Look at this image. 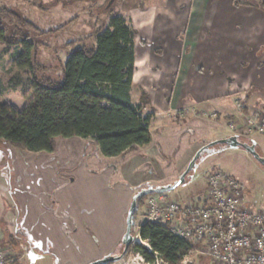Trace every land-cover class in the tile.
<instances>
[{"label": "rangeland", "instance_id": "374dc122", "mask_svg": "<svg viewBox=\"0 0 264 264\" xmlns=\"http://www.w3.org/2000/svg\"><path fill=\"white\" fill-rule=\"evenodd\" d=\"M108 1L0 0V7L32 23L35 76L42 80L60 75L61 64L72 47L94 43L95 31L108 21L105 10ZM191 1L214 4L222 0H115L110 7L114 14L131 20L132 9L136 7ZM259 1L225 0L226 4L237 5H254ZM14 50L0 45V102L21 110L31 97L33 76L29 71L15 69ZM132 97L135 102L140 99L139 88L133 89ZM146 113L154 115L151 105L146 107ZM176 116L180 118L179 111ZM203 122L197 124L194 133H189L184 121L154 119L149 124L151 143L116 157H103L93 141L84 142L79 137L58 138L52 153L16 149L0 141V176L7 184L0 185V199L8 195L17 210L20 207L15 198L20 195L29 196L34 203L46 200V208L56 216L48 232L54 240L50 251L56 255L58 264H92L117 257L123 251L126 215L133 196L147 189L172 186L199 149L212 139L232 134L227 121L213 127H209L207 120ZM236 137L253 145L264 158V134ZM213 171L224 172L242 185L246 207H264V167L243 148L223 143L206 149L183 183L165 195L180 203L200 202L206 194L207 176ZM145 203L146 200L136 219L133 243L140 242L138 227L147 220ZM17 227L16 223L0 218L1 235L6 236ZM204 251L203 243H195L192 253L178 264H213ZM134 259L141 262L139 257L130 255L108 264H139ZM53 261L51 264H56ZM40 264L48 263L43 260Z\"/></svg>", "mask_w": 264, "mask_h": 264}, {"label": "crops", "instance_id": "0c3cea01", "mask_svg": "<svg viewBox=\"0 0 264 264\" xmlns=\"http://www.w3.org/2000/svg\"><path fill=\"white\" fill-rule=\"evenodd\" d=\"M131 20L136 30L133 89L139 88L149 97L154 109L151 121L159 117L181 120L185 131L194 133L199 122L205 124L203 120L178 118V111L218 112V121H207L213 127L238 113L237 102L243 104L244 112L264 108V12L255 5L226 4L225 0L161 3L133 8ZM140 39L148 46L140 45ZM150 137L147 145L151 133ZM2 177L0 185L7 186ZM204 198L205 194L200 202ZM15 201L18 210L8 195L0 199V218L18 226L6 236L0 234L6 258L11 264H40L43 260L51 264L54 259L58 264L50 251L54 240L48 232L56 216L46 208V200L34 203L29 196L20 195Z\"/></svg>", "mask_w": 264, "mask_h": 264}, {"label": "trees", "instance_id": "16d2710c", "mask_svg": "<svg viewBox=\"0 0 264 264\" xmlns=\"http://www.w3.org/2000/svg\"><path fill=\"white\" fill-rule=\"evenodd\" d=\"M254 5L264 12V0ZM111 8L105 6L108 21L95 31L94 43L72 47L60 75L40 80L35 76L32 23L0 7V45L13 47L15 69L33 76L31 97L23 109L0 102V141L16 149L52 153L58 138L79 137L92 140L103 157H116L150 142L149 97L143 90L137 102L132 97L136 30L130 19L114 14ZM139 41L148 46L144 39ZM146 198L137 201L133 237ZM170 226L147 220L141 223L137 231L140 242L132 243L123 257L135 255L145 264H178L192 253L194 244L174 236Z\"/></svg>", "mask_w": 264, "mask_h": 264}, {"label": "built area", "instance_id": "2783aa9c", "mask_svg": "<svg viewBox=\"0 0 264 264\" xmlns=\"http://www.w3.org/2000/svg\"><path fill=\"white\" fill-rule=\"evenodd\" d=\"M236 108L238 113L226 123L234 136L264 134V108L244 112L240 102ZM186 116L220 119L218 112L196 108L179 111L180 118ZM206 182L202 202L180 203L165 194L147 196V221L169 223L170 232L189 244L203 241L204 254L213 264H264V207H246L242 185L224 172H210ZM6 256L0 247V264H11Z\"/></svg>", "mask_w": 264, "mask_h": 264}, {"label": "water", "instance_id": "95a60500", "mask_svg": "<svg viewBox=\"0 0 264 264\" xmlns=\"http://www.w3.org/2000/svg\"><path fill=\"white\" fill-rule=\"evenodd\" d=\"M114 1L115 0H109L107 7H110L114 3ZM219 143H223V144L228 145L230 147H241V148H243L247 153H249L254 159H256L264 167V158H262L257 153L255 147L253 145L240 142L237 139V137L234 135L227 137V138H224V139L215 140L213 142L208 143L207 145H205L204 147H202L201 149H199L195 153V155L193 156V158L189 162L187 168L185 169V171L182 173V175L179 177V179L177 180V182L175 184H173L172 186H169V187H165V188L161 187L158 189H147V190L138 192L133 196V198L131 200V204H130L128 212H127V215H126V228H125V234H124V237L122 240V243H123L122 253L117 257L99 260V261H96L92 264H108V263H112V262H115V261L123 258V256L127 253L129 246L133 243L132 217H133L134 210L136 208L138 199L142 198L144 196L152 195V194H165L169 191H172V190L178 188L183 183L186 175L192 170L195 162L198 160V158L202 154V152L205 151L206 149H208L209 147H212V146L219 144Z\"/></svg>", "mask_w": 264, "mask_h": 264}]
</instances>
